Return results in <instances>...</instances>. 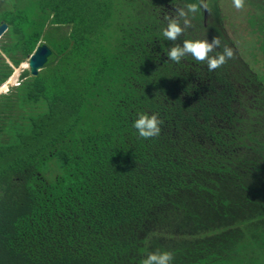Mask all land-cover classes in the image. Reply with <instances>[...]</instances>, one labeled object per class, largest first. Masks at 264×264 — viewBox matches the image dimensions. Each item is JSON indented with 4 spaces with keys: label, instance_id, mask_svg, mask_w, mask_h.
Returning <instances> with one entry per match:
<instances>
[{
    "label": "trees",
    "instance_id": "1",
    "mask_svg": "<svg viewBox=\"0 0 264 264\" xmlns=\"http://www.w3.org/2000/svg\"><path fill=\"white\" fill-rule=\"evenodd\" d=\"M2 2L0 86L52 53L0 96V264H264V0ZM214 38L233 57L211 72L166 55ZM137 112L161 134L136 135Z\"/></svg>",
    "mask_w": 264,
    "mask_h": 264
},
{
    "label": "clouds",
    "instance_id": "2",
    "mask_svg": "<svg viewBox=\"0 0 264 264\" xmlns=\"http://www.w3.org/2000/svg\"><path fill=\"white\" fill-rule=\"evenodd\" d=\"M233 6L237 9L243 6V0H232ZM187 12L184 9H179L177 12L178 17L184 18L183 26L180 21L173 17L168 20L167 26L162 29L161 35L165 40L176 41L177 37L182 34L184 27L188 26L189 21L186 18L189 14L195 13L198 9L196 3L187 4ZM220 45V41L214 38L211 42L208 39H186L183 41L182 46L176 44L166 51L169 61L179 63L182 58L191 56L198 62L206 61L209 72L217 69L224 64L227 59L233 57V50L227 46L224 47L222 52L211 55L213 49ZM30 58V57H29ZM29 62V59H28ZM13 67V65H11ZM21 66V65H20ZM20 68V67H18ZM13 67V74L11 77L0 86V96L6 94L11 88L20 85L21 72L16 73L18 69ZM29 70V68H28ZM18 79L19 84H12ZM12 81V82H11ZM16 85V86H15ZM161 120L156 113L137 112L136 118L132 121L131 127L135 130V134L144 140L157 137L161 134ZM173 253L170 251H154L149 252L146 257L141 261V264H172Z\"/></svg>",
    "mask_w": 264,
    "mask_h": 264
},
{
    "label": "water",
    "instance_id": "3",
    "mask_svg": "<svg viewBox=\"0 0 264 264\" xmlns=\"http://www.w3.org/2000/svg\"><path fill=\"white\" fill-rule=\"evenodd\" d=\"M8 26L2 22L0 24V38L6 32ZM52 51L47 45L38 46L29 58L28 68L31 76H37L39 71L44 67Z\"/></svg>",
    "mask_w": 264,
    "mask_h": 264
},
{
    "label": "rangeland",
    "instance_id": "4",
    "mask_svg": "<svg viewBox=\"0 0 264 264\" xmlns=\"http://www.w3.org/2000/svg\"><path fill=\"white\" fill-rule=\"evenodd\" d=\"M225 4H223V6H224V10H225V13L227 12V14H228V12L230 11V13L231 12H233V10L234 11H241V10H243V9H237V8H235L234 6H233V3H232V0H222ZM4 5H5V3L4 2H2V0H0V8H3L4 7ZM249 9H251V11H255V8L254 7H248ZM232 9V10H231ZM3 38V37H2ZM7 62L10 64V65H12L11 63H10V61H9V59H7ZM28 69V61L27 62H23L22 64H21V66H20V68H18L15 72L16 73H18V72H23V71H25V70H27ZM14 78V77H13ZM12 78V79H13ZM14 81V80H13ZM20 82H21V80H20ZM16 86V85H15ZM12 89V88H11ZM10 89V90H11Z\"/></svg>",
    "mask_w": 264,
    "mask_h": 264
},
{
    "label": "built area",
    "instance_id": "5",
    "mask_svg": "<svg viewBox=\"0 0 264 264\" xmlns=\"http://www.w3.org/2000/svg\"><path fill=\"white\" fill-rule=\"evenodd\" d=\"M12 84H19L18 79L16 78V80Z\"/></svg>",
    "mask_w": 264,
    "mask_h": 264
}]
</instances>
